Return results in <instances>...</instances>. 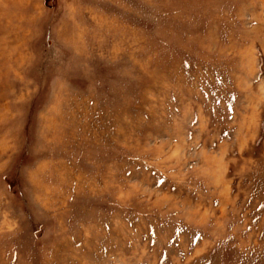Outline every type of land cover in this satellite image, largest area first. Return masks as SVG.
Wrapping results in <instances>:
<instances>
[{
  "label": "rangeland",
  "instance_id": "1",
  "mask_svg": "<svg viewBox=\"0 0 264 264\" xmlns=\"http://www.w3.org/2000/svg\"><path fill=\"white\" fill-rule=\"evenodd\" d=\"M0 264H264V0H0Z\"/></svg>",
  "mask_w": 264,
  "mask_h": 264
}]
</instances>
